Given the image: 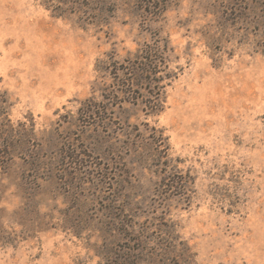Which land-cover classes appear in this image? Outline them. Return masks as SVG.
<instances>
[{"label":"rangeland","instance_id":"obj_1","mask_svg":"<svg viewBox=\"0 0 264 264\" xmlns=\"http://www.w3.org/2000/svg\"><path fill=\"white\" fill-rule=\"evenodd\" d=\"M0 264H264V0H0Z\"/></svg>","mask_w":264,"mask_h":264},{"label":"trees","instance_id":"obj_2","mask_svg":"<svg viewBox=\"0 0 264 264\" xmlns=\"http://www.w3.org/2000/svg\"><path fill=\"white\" fill-rule=\"evenodd\" d=\"M171 49L168 47V44L166 41H164L163 45L160 44V46H157L156 49H147V56L142 57L143 61L141 63V71L146 75L148 90L147 91V99L143 101L145 103V110L149 114H158L164 109V95H163V88L165 85H163V82L165 79L170 78L171 75H162L164 72V68L167 67L168 63V52ZM154 52V53H153ZM155 55V58H152L153 55ZM121 70L120 68H117L116 72H119ZM124 70V69H123ZM124 74V73H123ZM161 74V75H160ZM134 73H131V77L134 76ZM115 80H119V75H114ZM122 79V78H121ZM132 80L133 78H126L124 79L123 86H125V89H118L119 93H123V96H125L126 101L130 100V96L133 94L132 90ZM120 90V91H119ZM111 95L104 96L105 100H108L109 102L113 98H117L118 95H115L113 91H111ZM133 103H135L138 99V97H132Z\"/></svg>","mask_w":264,"mask_h":264}]
</instances>
